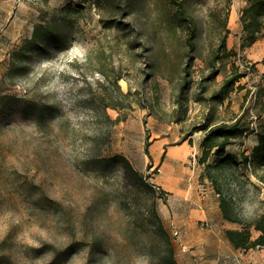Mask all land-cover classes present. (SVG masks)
Segmentation results:
<instances>
[{"label":"rangeland","instance_id":"obj_1","mask_svg":"<svg viewBox=\"0 0 264 264\" xmlns=\"http://www.w3.org/2000/svg\"><path fill=\"white\" fill-rule=\"evenodd\" d=\"M247 7V0H0V264H171L153 208L174 248L169 215L178 190L165 180L180 172L172 164L187 173V191L203 197L210 189L220 201L208 174L216 178L256 238L249 224L264 214V42L250 53L258 64L250 75L228 49ZM37 26L44 28L33 40ZM191 36V83L179 105ZM232 73L244 75L236 89L212 99ZM119 74L125 99L112 83ZM105 109L119 122L101 148L94 139ZM237 118L247 132L227 145L232 159L208 173L216 157L201 163L207 129ZM148 133L169 144L156 153ZM188 137L174 162L170 153ZM114 155L140 175L110 161Z\"/></svg>","mask_w":264,"mask_h":264},{"label":"trees","instance_id":"obj_2","mask_svg":"<svg viewBox=\"0 0 264 264\" xmlns=\"http://www.w3.org/2000/svg\"><path fill=\"white\" fill-rule=\"evenodd\" d=\"M247 1L248 7L243 10L241 16V23L244 32V38L242 39V43L240 45L242 50L252 47L260 39V35L264 36V0ZM177 2L182 8L183 13L186 14L182 2ZM48 27L49 26H47L46 28ZM43 28L44 26H37L36 32L33 36V40L37 39L38 31ZM189 45L190 50L188 54V61L184 66V80L180 85L179 94L177 97V102L179 105L183 104L185 93L191 83L190 71L192 68V63L194 61L193 49L195 45L193 36H191L189 39ZM243 77V74L232 73L228 78L223 81L220 88L213 93L212 99L223 100L227 98L236 89L238 82ZM121 78H123V76L122 74H119L118 76L113 78L112 83L117 91L119 99H125L128 98L130 94H126L122 91L121 86L119 85V80H121ZM109 106L118 109V106L116 104H110ZM118 122L119 119H112L111 116L107 113L106 109L103 111L102 120H100L99 122L100 129L96 133V138L94 139V143L96 146L106 148L110 145L112 140V130ZM247 130L248 128L241 123L240 118H237L234 122L230 124L220 123L207 129V133L204 136L201 144L203 150L201 163H206L212 156V154H214L216 157L215 165H207L206 171L208 173L211 169L224 167L232 159V156L230 154H227L226 152L227 145L229 144L231 139L243 136L247 132ZM149 139L150 135L148 133L146 141L147 147L151 145ZM187 139L188 138H184V140ZM109 160L118 163H123L127 169L132 170L136 175H140L133 170V167L131 166L129 160L122 155H114ZM245 162H248V157H245ZM209 175L210 174H208V177L214 184L217 193L220 194V209L224 218L233 223L247 225L243 222L241 218L234 215L229 200L223 195H221L217 179ZM160 195H162L163 197L165 195V192L163 190H160ZM153 214L157 222L159 223L160 230L162 231V233H164L167 239L168 250L170 254V263L177 264V261L174 258V248L170 236L166 231L165 226L160 216L158 215L155 207L153 208ZM249 225L253 227L255 231L260 232L257 238L254 239L252 237L251 228L249 226H246L242 228V230H228L226 234L229 240L236 248H242L246 251L249 249L256 248L264 249V214L260 216V218H258L253 224Z\"/></svg>","mask_w":264,"mask_h":264},{"label":"crops","instance_id":"obj_3","mask_svg":"<svg viewBox=\"0 0 264 264\" xmlns=\"http://www.w3.org/2000/svg\"><path fill=\"white\" fill-rule=\"evenodd\" d=\"M243 27L237 24L231 29L229 50L235 53H242L247 59H251V51L261 42L260 38L252 47L241 49L239 41L242 39ZM256 66L257 58L252 60ZM179 135H181L179 133ZM187 140L182 141L180 149L187 152ZM153 141L152 148L156 153L164 150L169 144L168 137H160ZM166 185L177 189L176 202L170 203V221L174 225L175 240L174 251L177 264H264V249L256 248L244 250L236 248L229 240L226 232L228 230H242L238 223L226 220L220 209V201L208 189L205 196L199 197L186 190L187 180L184 182L175 181ZM174 184V185H173ZM196 207V208H195ZM257 236L260 232L255 231ZM255 239V238H254Z\"/></svg>","mask_w":264,"mask_h":264},{"label":"bare ground","instance_id":"obj_4","mask_svg":"<svg viewBox=\"0 0 264 264\" xmlns=\"http://www.w3.org/2000/svg\"><path fill=\"white\" fill-rule=\"evenodd\" d=\"M183 155H184V151L182 150V149H178V150H175V151H172L171 153H170V158L175 162V161H181V159H182V157H183ZM172 166H173V168H174V170L175 171H177V170H179V178H177V179H175V178H170V179H168V182L169 183H174L176 180H177V182L179 181V183L180 182H184L185 180H186V175H187V173L186 172H184V171H182V169L180 170V168H178V167H176L175 165H173L172 164Z\"/></svg>","mask_w":264,"mask_h":264},{"label":"built area","instance_id":"obj_5","mask_svg":"<svg viewBox=\"0 0 264 264\" xmlns=\"http://www.w3.org/2000/svg\"><path fill=\"white\" fill-rule=\"evenodd\" d=\"M237 67L245 74L250 75L254 70V63L244 58L240 53L236 56Z\"/></svg>","mask_w":264,"mask_h":264}]
</instances>
